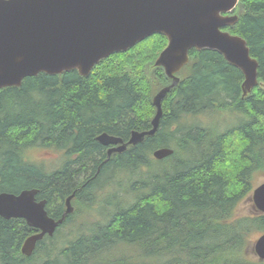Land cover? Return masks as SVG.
Masks as SVG:
<instances>
[{"label":"trees","instance_id":"obj_1","mask_svg":"<svg viewBox=\"0 0 264 264\" xmlns=\"http://www.w3.org/2000/svg\"><path fill=\"white\" fill-rule=\"evenodd\" d=\"M236 10L223 29L245 39L259 84L241 96L240 69L216 50L191 49L154 134L109 157L98 134L125 142L151 128L152 97L170 83L152 68L163 34L112 53L86 76L40 72L0 88V192L35 188L55 219L74 193L73 211L30 256L20 247L38 230L0 216V264H264L248 253L264 214H236L264 177V0H239ZM215 115L231 123L204 121ZM159 147L173 153L157 160ZM34 148L59 152V166L34 161ZM110 188L115 202L97 199Z\"/></svg>","mask_w":264,"mask_h":264},{"label":"water","instance_id":"obj_2","mask_svg":"<svg viewBox=\"0 0 264 264\" xmlns=\"http://www.w3.org/2000/svg\"><path fill=\"white\" fill-rule=\"evenodd\" d=\"M239 0H0V88L21 84L23 78L40 72L61 74L75 69L86 76L94 65L115 52L126 51L153 35L163 34L167 43L154 59L170 83L152 97L156 108L151 128L132 130L127 141L106 132L96 140L107 147L106 155L122 152L157 129L162 115L161 102L180 77L189 61L191 49H213L243 74L241 96L258 85V62L250 56L244 38L223 28L238 20ZM173 153L169 147L152 151L161 160ZM37 189L18 193L0 192V216L22 218L37 229L20 247L30 256L36 243L52 236L65 216L73 211L66 197L65 210L50 217L46 201L36 200ZM248 199L257 212L264 214V180L257 183ZM251 251L264 261V232L252 243Z\"/></svg>","mask_w":264,"mask_h":264},{"label":"rangeland","instance_id":"obj_3","mask_svg":"<svg viewBox=\"0 0 264 264\" xmlns=\"http://www.w3.org/2000/svg\"><path fill=\"white\" fill-rule=\"evenodd\" d=\"M204 121H206L210 126L214 128L218 127L219 129H223V127L231 123L230 121L227 120L226 115H223V117L221 115H215V116L208 117V118L206 117ZM30 154L34 161H42L44 164L46 163L50 164L52 168L58 167L60 160H61V156L59 155V152L52 151L50 149H45V148H36V149L34 148L30 151ZM262 180H264V177H260L259 179H257V181L255 182V185L261 182ZM112 190H114V188H110L109 190H106V192L101 197H100L101 194H99V192H95V194L97 195V199L101 198V201H104V202H112V203L115 202L116 197L113 195ZM253 210L254 208H253L251 201L248 198H246L242 200L240 204L238 205L236 209V214L245 215V214L251 213ZM82 216H84V214ZM82 216H79L77 218V223H84L87 220V218L82 217ZM98 216L99 214L97 213V214H93L92 217L97 218ZM259 235L260 234L256 232L250 236V248L248 250V253L254 259H257V257L251 251V245Z\"/></svg>","mask_w":264,"mask_h":264}]
</instances>
